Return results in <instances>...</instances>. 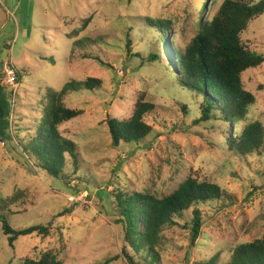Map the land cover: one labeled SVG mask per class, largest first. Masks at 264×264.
Returning <instances> with one entry per match:
<instances>
[{
    "label": "rangeland",
    "instance_id": "1",
    "mask_svg": "<svg viewBox=\"0 0 264 264\" xmlns=\"http://www.w3.org/2000/svg\"><path fill=\"white\" fill-rule=\"evenodd\" d=\"M198 11L205 13L201 0H0V73L8 63L24 76L11 95L18 107L10 137L0 142V200L23 192L9 207L13 228L53 223L50 237L21 238L12 247L0 225V264H21L44 251L57 254L62 264H128L111 195L119 190L161 199L188 177L216 185L228 198L199 207L203 225L193 246L182 227L167 230L161 264L204 263L219 251L224 263L236 245L264 237V147L245 157L231 153L226 138L241 127L200 122L202 98L176 82L178 71L170 66L172 45L184 46L195 35ZM153 19L171 22L162 41L154 37ZM242 39L264 56V14ZM138 52L156 54L159 63L141 66L128 56ZM88 79L99 87L65 97L68 108L82 113L61 126L76 144L79 169L74 175L68 160L67 179H52L9 140L18 118L37 116L47 88ZM243 81L255 97L249 123L264 131V63L247 70ZM11 90L4 92L9 96ZM140 98L154 107L144 116L152 133L138 146L112 147L107 120H128Z\"/></svg>",
    "mask_w": 264,
    "mask_h": 264
},
{
    "label": "trees",
    "instance_id": "2",
    "mask_svg": "<svg viewBox=\"0 0 264 264\" xmlns=\"http://www.w3.org/2000/svg\"><path fill=\"white\" fill-rule=\"evenodd\" d=\"M201 3L205 13L197 12L199 20L196 33L184 46L172 45L171 59L174 63L170 61V66L178 71V81H175L195 92L196 97L202 98L199 105L200 122L221 121L241 127L226 138V144L231 153L245 157L264 147L261 124L249 123L250 109L255 103V97L246 91L243 81L247 70L264 63V56L251 51L242 39L251 22L264 14V0H223L219 6L217 0H201ZM203 15L205 19L202 18ZM149 24L147 25L153 30L154 37L162 41L171 22L153 19L149 20ZM127 49L130 54V45H127ZM128 56L139 59L141 66L159 63L158 56L154 53H149L146 57L140 52ZM22 80L24 81L23 72L14 71V83L22 85ZM5 82L6 78L1 72L0 142L8 141L11 116L15 107H18L11 97L13 87ZM99 85L98 80L88 79L80 83L68 82L59 90L47 88L40 98L38 108L34 110L37 116L30 118L29 122L17 119L15 138L9 140L13 143V150L23 155L36 170L44 172L52 179H67L65 168L68 160L75 175L79 169L77 147L72 140L63 136L61 126L78 118L82 112L68 108L64 99L69 93L91 91ZM8 87H12L9 96L4 92ZM15 97H18L17 93ZM153 109L152 104L140 98L128 120L109 118L106 124L111 146L117 148L121 145L138 146L143 143L152 133V128L144 122V116ZM111 196L114 199L112 202L114 201L116 213L115 222L120 228V240L124 248L122 256L128 264H161L159 250L166 239L165 233L175 227H182L188 232L190 245L193 246L201 236L203 225L199 207L207 203L223 202L228 198L216 185L198 182L191 177L169 196L161 199L148 194L125 193L119 190ZM21 197L23 192L16 191L12 197L0 200L1 233L10 247L25 237L46 239L52 231V222L20 229L9 225L8 218L15 216L9 207ZM190 209L191 216L185 220ZM129 250L133 255L126 253ZM222 254L224 252L219 251L208 261L199 264H264V237L251 243L236 245L227 254L224 263H220ZM21 264L62 262L57 254L44 251L34 257L25 258Z\"/></svg>",
    "mask_w": 264,
    "mask_h": 264
},
{
    "label": "built area",
    "instance_id": "3",
    "mask_svg": "<svg viewBox=\"0 0 264 264\" xmlns=\"http://www.w3.org/2000/svg\"><path fill=\"white\" fill-rule=\"evenodd\" d=\"M3 67H4L3 73H4V76L6 78L7 84L12 86V87H15L16 84L14 83V70H13V68L8 63H5Z\"/></svg>",
    "mask_w": 264,
    "mask_h": 264
}]
</instances>
